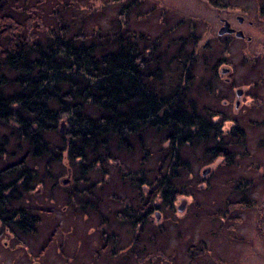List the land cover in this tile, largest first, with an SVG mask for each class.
I'll list each match as a JSON object with an SVG mask.
<instances>
[{"label":"trees","instance_id":"1","mask_svg":"<svg viewBox=\"0 0 264 264\" xmlns=\"http://www.w3.org/2000/svg\"><path fill=\"white\" fill-rule=\"evenodd\" d=\"M45 2L0 0L1 224L21 233L35 229L39 216L25 197L47 184L52 166L65 159L86 183L76 193L95 196L94 173L109 175L110 165L119 170L127 192L115 196L133 224L142 223L141 208L151 215L163 207L172 211L178 195L197 198L179 184L189 166L180 150L203 143L211 161L231 162L233 155L221 140L223 121L192 93L198 52L206 51L197 33L174 36L166 28L152 36L118 17L110 26L92 21L94 11L74 2L54 10L43 9ZM152 142L159 166L148 164ZM121 151L140 158L139 169L125 166ZM95 199L98 205L101 197Z\"/></svg>","mask_w":264,"mask_h":264},{"label":"rangeland","instance_id":"2","mask_svg":"<svg viewBox=\"0 0 264 264\" xmlns=\"http://www.w3.org/2000/svg\"><path fill=\"white\" fill-rule=\"evenodd\" d=\"M35 1L31 0V3ZM132 1L136 2L135 6L127 13L128 10L125 7ZM226 1L230 3L234 0ZM241 1L249 5L255 3L253 0ZM63 2L69 4L74 2V5L84 7L85 11L89 8V11H94L91 20L102 22L105 26H110L112 19L118 17L121 23L128 24L130 30L146 31L152 36L160 34L166 28H172L174 36L185 35L190 30L197 33L198 47L206 51L199 50L198 52L200 57L196 64V79L192 84V93L197 98L199 97L200 107L205 103L216 113L214 118L216 122L223 121L224 136L219 139L224 141L225 138L233 155H231V162L229 159L226 161L227 158L223 156H218L211 161L212 159L205 153L207 148L205 144L194 143L192 147H183L180 152L183 153V158L189 166L180 172L182 177L180 176L178 181H180L179 184H185V188L195 191L197 198L186 194L178 195L174 205L178 211L176 217H173V212L163 207L161 219L167 222L169 229L166 231V236L172 238L173 241L175 239L184 242L194 241L199 236L197 229H202L205 235L211 226L215 227L214 236L212 232H209V238L212 243L215 239L216 254L209 256L205 254L207 257H200L201 264H248V262L257 260L254 252H244L243 240L240 237L242 234L239 221L240 196L238 190L240 187H238L237 180L241 175L252 176L251 170L248 169L251 158H248L250 154L243 147L244 142H241L239 137L233 136L229 86L222 79L227 72L221 74L222 68L226 67L224 65L221 67L222 63H226V53L225 42L218 31L222 24L219 20V15H222L221 4L215 6L210 0H46L41 7L50 10L63 9ZM121 8L124 15L119 16ZM254 14L253 11L249 12L247 18L251 19L252 16H256ZM239 69L240 67L238 71ZM223 99H229V102L223 105ZM244 128H247L249 143L247 142L246 146L253 153L252 158L264 161V147L259 146V137L263 136L264 127L262 124L247 123ZM151 137L152 134H149L146 141H151ZM155 139L157 143L158 140ZM152 143L151 152L155 151V153H151L153 157L150 158L148 164L157 166L161 154L155 147L156 143ZM124 153L123 151L118 153L121 155L123 164L133 170L139 169L137 159L139 161L140 158ZM137 154L142 155L141 152L138 153V150ZM61 164L56 163L52 166L54 174L52 178H47V184L38 186L25 197L24 204L36 208L34 212L39 216L37 220H34L35 229L30 233H21L19 230L7 229L0 222V238L23 234H35V236L55 232L60 234L66 230H88L97 227L100 220L98 216L100 217L102 213L107 216L110 210H114L119 214V211L123 209V204L126 206L122 199L118 200L115 196V193L120 195L127 192L119 186L121 183L118 177L120 176L119 170L117 173L115 167L110 165L111 174L106 176L101 177V173H94L95 178H93L98 182L94 188L95 196H91L80 191L76 193L75 187L83 188L86 183L81 181L76 169H68L67 159ZM207 168H210V171L204 176L203 171ZM128 195L130 193H127ZM97 196L101 197L98 205L95 204ZM180 206L187 208L185 215L181 212L182 210H179ZM157 211L160 210L157 209ZM114 221L116 225L126 224L121 222L120 218H115ZM194 221H197L198 228ZM211 221L214 224H211ZM177 224L180 226L179 234L175 227ZM218 226L221 227L220 232L217 231ZM173 241L169 240V242ZM185 257L186 255L182 257L179 252L176 256L169 253L168 262L169 264H187Z\"/></svg>","mask_w":264,"mask_h":264},{"label":"flooded vegetation","instance_id":"3","mask_svg":"<svg viewBox=\"0 0 264 264\" xmlns=\"http://www.w3.org/2000/svg\"><path fill=\"white\" fill-rule=\"evenodd\" d=\"M253 1L249 5L240 0L230 3L221 0L219 20L224 33L219 35L225 42L226 63L221 67H227V75L222 79L229 86L233 136L236 134L244 142L243 147L251 158L248 169L252 176L241 175L237 180L240 237L244 252H254L257 258L248 264H264V161L252 158L253 153L246 146L247 128H244L247 123L264 127V0ZM252 11L256 16L248 19ZM227 102L229 99L222 101L223 105ZM259 139V146L264 147V132ZM180 207L185 215L187 208ZM148 211L146 208L137 211L142 223L130 222L123 210L119 214L110 210L107 216L103 213L98 216L97 227L88 230H66L61 236L55 232L1 237L0 264H169V253L176 256L177 252L182 257L186 255L187 264H201L200 257L216 254L215 239L212 243L209 238V232L214 236L215 227L211 226L197 240L173 241L166 236L169 226L161 219L163 211L158 216L157 209L151 215ZM171 212L176 217L175 207ZM115 218L126 224L116 225ZM175 227L179 234L180 226Z\"/></svg>","mask_w":264,"mask_h":264},{"label":"water","instance_id":"4","mask_svg":"<svg viewBox=\"0 0 264 264\" xmlns=\"http://www.w3.org/2000/svg\"><path fill=\"white\" fill-rule=\"evenodd\" d=\"M219 31H220L219 34H223V33H224V31H223V26L220 28ZM223 68H224V69H222L221 74H222V73H225V74H226V72H227V68H226V67H223ZM208 171H210V168H207L205 171H203L204 176H205L206 174H208V173H207ZM159 214H160V213L157 212V216H158Z\"/></svg>","mask_w":264,"mask_h":264}]
</instances>
